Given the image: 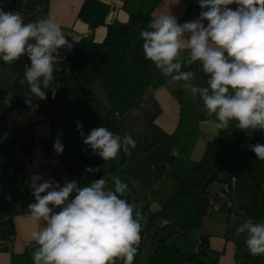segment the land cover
Instances as JSON below:
<instances>
[{
    "label": "crops",
    "instance_id": "crops-1",
    "mask_svg": "<svg viewBox=\"0 0 264 264\" xmlns=\"http://www.w3.org/2000/svg\"><path fill=\"white\" fill-rule=\"evenodd\" d=\"M38 1L26 0V7L34 11ZM198 6V0H47V9L39 13L37 20L50 17L61 26L71 48L62 46L58 50L57 64L74 67L58 70L56 66L51 85L56 89L55 95L42 88L47 99L30 96L31 106L25 103L29 87L24 88L18 81L2 92L0 141L9 130L28 129L32 142L28 149L19 145L13 148V171L22 176L33 159L23 176L26 182L30 184L32 175H41L40 182L51 180L61 186L73 180L86 186L94 180L118 175L135 198L151 194L154 198L150 204L157 200L167 202L166 190L171 187L174 194L180 179L202 158L218 133L211 123L215 117L207 116L199 97L181 88L183 82L163 76L145 59L140 31L161 13L174 15L181 24L194 21ZM178 59L183 65L181 71L191 69L196 73L198 62L187 63V49L181 51ZM192 85L207 86V79L199 74ZM9 92L12 99L10 106H6L4 99ZM77 121L83 125L84 136L103 126L122 137L130 135L136 147L128 154L121 151L117 158L104 161L90 146L80 142L84 136L77 129ZM112 121L117 123V129H113ZM52 134L64 147L61 154L45 149L43 140ZM163 163L168 166L163 167ZM157 164L162 165L160 178L151 171ZM115 166L119 171L111 173ZM88 167L99 171L87 172ZM167 171L170 173L164 177ZM227 177L219 175L209 186L211 195L220 194ZM233 179L232 207L211 208L203 220L205 257L215 264H236L238 241L244 236L236 234L233 214L247 216L245 212L251 205L249 197L239 198ZM110 183L109 179L108 187ZM3 185L0 197L8 195ZM257 202L259 213L264 214V197L260 196ZM27 213L0 222V264H32L30 253L35 245L30 233L34 227Z\"/></svg>",
    "mask_w": 264,
    "mask_h": 264
},
{
    "label": "clouds",
    "instance_id": "clouds-1",
    "mask_svg": "<svg viewBox=\"0 0 264 264\" xmlns=\"http://www.w3.org/2000/svg\"><path fill=\"white\" fill-rule=\"evenodd\" d=\"M198 4L203 11L194 21L181 24L170 13L150 20L140 31L145 59L171 81H183L180 87L202 100L207 116L215 117L211 123L217 133L227 129L230 121L246 132L264 131V0H198ZM62 46L71 48L52 18L25 23L20 13L0 6V60L5 64L22 56L30 60L19 80L29 87L26 104L31 106L30 96L47 99L42 88L55 95L51 85ZM184 49L189 65H202L207 86L188 83L194 74L181 71L178 59ZM11 99L9 92L4 104L10 106ZM77 129L84 136L79 121ZM83 142L104 161L136 147L130 135L122 137L103 126L92 129ZM248 147L257 159L264 160V144ZM63 150L57 139L54 151L61 154ZM86 171L94 173L99 168L88 167ZM41 180V175L31 176L35 202L27 206V217L34 227L30 233L35 245L30 253L32 264H116L118 259L133 264L144 216L134 201L124 198L129 192L127 183L118 175L86 186L75 180L63 186ZM236 234H246L251 255H264V222L246 219Z\"/></svg>",
    "mask_w": 264,
    "mask_h": 264
},
{
    "label": "trees",
    "instance_id": "trees-1",
    "mask_svg": "<svg viewBox=\"0 0 264 264\" xmlns=\"http://www.w3.org/2000/svg\"><path fill=\"white\" fill-rule=\"evenodd\" d=\"M18 1L19 0H0V6L6 11L18 12ZM24 8L25 11L23 17L25 23L30 21L35 22L37 18L30 15L29 9L26 7V2ZM23 58L25 59V62H22ZM25 64L30 65V60H28L27 56H22L15 61V73L17 75L24 71ZM197 65H199L201 71H196L194 74L195 78L188 82L190 84L196 80L199 74L204 75L206 79H208L207 74L202 71V65L199 62ZM4 90L3 87H0V92H3ZM199 101L203 104L202 100L199 99ZM236 123V121H230L227 129L219 131L217 137L208 145L202 158L194 163L184 177L180 179V183L173 196L167 201L163 208L152 212L153 216L163 215L164 208L173 203H177L178 201H183L187 206L184 208L186 217H194L198 219L203 226V220L208 216L211 202L219 196V194L211 195L209 192V186L219 179L222 169H226L228 172V177L225 179V182H230L233 178L236 167L242 166L246 172V189L249 192L251 201L250 208L245 212V215L249 214L250 217H257L261 222H264V214L259 213L257 209V201L259 200V197H264V160L257 159L256 155L250 150V147H248L256 143L264 144V131L248 130L246 132L237 128ZM112 126L113 129H117L116 122L112 121ZM25 135L30 139L28 129L9 130L5 138L0 141V181L4 182L8 190V195L2 196L0 199L8 198L10 202L20 203L23 208L27 207L30 203H34L35 200L32 195L30 184L26 182L22 176L13 171L11 166V152L16 145L26 149L32 146L31 139L28 144L21 145V138ZM87 135H85L84 138ZM84 138H82L80 142H82L83 145H86L83 142ZM56 140V134H52L43 140L47 152L54 150ZM7 167L10 168V171L7 170ZM156 167V178H160L162 174V165L157 164ZM112 171H119V168L115 166L112 168L111 173ZM110 177L111 175L109 178ZM110 187H112L111 183ZM147 206L148 205L145 207ZM145 207L140 208V210ZM233 215L237 227L246 218V216H242L243 214H237V212ZM202 226L201 230L203 231ZM169 235L161 236L158 231L154 234L156 244L153 252L149 256L148 264H181L193 259L199 264H215L213 262L200 261L193 258V256H184L178 247L167 242ZM201 238L203 242L199 254L205 256L207 251L204 231ZM249 256L256 257L248 252L247 255L244 256V263Z\"/></svg>",
    "mask_w": 264,
    "mask_h": 264
},
{
    "label": "rangeland",
    "instance_id": "rangeland-1",
    "mask_svg": "<svg viewBox=\"0 0 264 264\" xmlns=\"http://www.w3.org/2000/svg\"><path fill=\"white\" fill-rule=\"evenodd\" d=\"M24 60L25 59L23 58L22 62H25ZM23 72L24 71L20 72L18 75L15 73V61L10 64H5L2 60H0V85L5 88L4 91L9 90L10 87L14 86L16 84V81H18L19 83V80L23 78ZM21 86H24V88H28V85L26 83ZM1 95L2 92H0V96ZM169 173V171L165 172L164 177ZM227 173L228 172L226 169H222L220 172V177H222V175L224 174L227 175ZM245 177V169L242 166H237L234 170L233 182L237 188L240 199L246 197L250 198L249 192L246 189ZM3 184L4 183L0 181V188L4 187ZM172 194L173 193H171L170 187L169 190H166L164 196L168 195L167 197H169L170 199L173 196ZM134 195L135 194H133V196L130 198L131 201L129 202L134 201L137 204L136 200L139 201L142 200V198H135ZM124 198H127V195ZM162 203L163 202L159 200H157L156 202L153 201L152 204L149 203L150 206L148 205L141 210L144 216V222L142 223V231L140 233L141 241L133 264H147L150 248L152 249L154 244L156 243L154 234L157 231L161 236L170 234L167 242L178 247L184 256H193V258L195 259L207 262V258L205 256L193 252V247L196 244V238L201 231L202 223L194 217H186L184 208H186L187 206L183 203V201H178L177 203H173L170 206L164 208L163 215L153 216L152 212L163 208L167 202H164L163 204ZM221 207L222 209H227L228 206L225 207V205H221ZM163 219H166L167 223H162ZM246 219H252L254 222H261L260 219H258L257 217H250L249 214H247ZM243 236L244 237H242L241 240L238 241L237 258H243L244 255H247V253L249 252L245 244L246 234H243ZM184 263L199 264L194 259L188 262L186 261ZM116 264H123V261L118 259ZM243 264H264V255H257L256 257L249 256Z\"/></svg>",
    "mask_w": 264,
    "mask_h": 264
},
{
    "label": "built area",
    "instance_id": "built-area-1",
    "mask_svg": "<svg viewBox=\"0 0 264 264\" xmlns=\"http://www.w3.org/2000/svg\"><path fill=\"white\" fill-rule=\"evenodd\" d=\"M25 2H26V0H19L18 1V6H19L18 13H20L22 16H24V11H25L24 5H25ZM46 9H47V0H39L38 1V6L35 8V10L34 11L29 10V12H30V15H32V16H34V17H36L38 19L39 18V16H38L39 13L45 12ZM201 11H203V10L199 6L195 8L194 17L196 19L199 17ZM56 66H57L58 70H62L63 68L65 70H72V68L74 67V65H71V64L65 65V66H59L58 64H56ZM185 71H190L193 74H195L193 72V70H191V69L185 70ZM196 71H201V69L199 68V65H197ZM9 134H10V132H9ZM29 142H30V139H29V137L27 135H25L24 137L21 138V145L28 144ZM33 162H34V160L31 159L27 163V165L25 166L24 171L22 172V177L27 174V172H28L30 166L33 164ZM167 166H168V164L163 163V167H167ZM7 170L10 171V168L7 167ZM151 171L153 173H156L157 167L156 166H152L151 167ZM127 195H128V200H131L130 199L131 197H129V196H133V194L131 193L130 188H129V192L127 193ZM153 198L154 197L151 194H149L148 196H146L142 200H139V201L136 200L138 207H140V208L145 207L146 205H148L152 201ZM234 200H235V191H234L232 180L230 182H224L222 184V188H221L219 196H217L216 199H214L211 202L210 209L211 208H216V207H218L220 205H226V206H228L230 208V207H232V205L234 203ZM21 212H28V208L27 207H25V208L21 207L20 203L10 202V200L8 198L0 199V222H2L4 220H7V219H10L13 216H15V215H17V214H19ZM202 233H203V231L201 230L200 233L198 234L197 238H196V244L193 247V252L197 253V254L199 253L201 245H202V242H203L202 238H201ZM26 245L30 246L31 243H27ZM243 263H244V257L237 259L236 264H243ZM181 264H185V263H181Z\"/></svg>",
    "mask_w": 264,
    "mask_h": 264
}]
</instances>
